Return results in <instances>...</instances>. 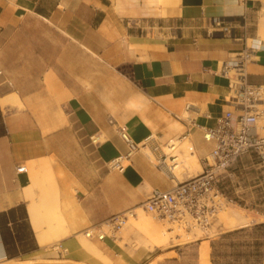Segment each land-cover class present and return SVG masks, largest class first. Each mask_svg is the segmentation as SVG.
<instances>
[{"label":"crops","instance_id":"1","mask_svg":"<svg viewBox=\"0 0 264 264\" xmlns=\"http://www.w3.org/2000/svg\"><path fill=\"white\" fill-rule=\"evenodd\" d=\"M31 16L60 45L49 47L31 90L7 88L13 83L2 81L9 69L1 64L0 262L60 250L83 259L90 253L79 239L84 229L178 181L145 148L124 171L110 170L109 161L128 150L120 125L135 142L151 134L161 145L187 140L203 169L214 145L201 126L233 108L235 71L224 74V64L248 53L247 80L264 84V0H0L1 61L16 50ZM11 93L19 102L3 103ZM248 175L232 191L264 215V181L252 184ZM40 185L58 191L64 219L44 243L30 211L44 197ZM147 252L139 247L132 257L140 263Z\"/></svg>","mask_w":264,"mask_h":264},{"label":"rangeland","instance_id":"2","mask_svg":"<svg viewBox=\"0 0 264 264\" xmlns=\"http://www.w3.org/2000/svg\"><path fill=\"white\" fill-rule=\"evenodd\" d=\"M40 19L31 16L25 20L16 43V50L12 51L8 59L0 60V69L2 63L9 69V72L6 69L3 71L2 81L6 84L9 81L13 83V85L8 84L7 88L27 91L37 87L41 80L39 73L45 64L43 57H48L50 46L58 48L60 45L55 41L57 38H52L50 35L49 27ZM11 57L15 58V61L10 60ZM173 142L171 143L175 145L173 149L168 147V143L163 144L162 148L169 156L178 155L179 165L174 170L177 177L183 180L201 172L202 168L198 166L194 169L183 168L179 173L183 155L190 152L187 148L189 142L182 141L181 137L174 138ZM144 150L155 161L153 153L148 148ZM138 206H141V203L120 213L124 218L119 225L109 220L111 216L97 228L84 229V233L82 231L79 234V239L81 241L84 238L87 241L89 247L85 250L90 253L84 255L83 259L73 258L60 250L36 259H13L0 264H264V215L261 214L260 218H253L246 224H238L234 227L228 226L223 218V211L231 207L258 213L252 203L228 205L219 212L205 232L195 227L188 229L184 225L171 223L144 210L141 206L146 217L156 220L155 222L164 226L170 234L166 242L154 245L153 248L143 243V235L130 222V219L138 217L139 211L136 209ZM58 216L60 219H57V228L64 223L61 220L63 216ZM86 230H90L92 236L86 235ZM100 234H104V237L99 238ZM186 234L190 235L189 238ZM104 241L114 243V249L100 247L99 243L102 244ZM139 247L143 253L148 252L142 261L137 263L132 254Z\"/></svg>","mask_w":264,"mask_h":264},{"label":"built area","instance_id":"3","mask_svg":"<svg viewBox=\"0 0 264 264\" xmlns=\"http://www.w3.org/2000/svg\"><path fill=\"white\" fill-rule=\"evenodd\" d=\"M130 24L136 26L139 21L131 20ZM248 57V53L241 54L223 66L224 74L230 67L235 71L230 86L233 108L219 115L213 125L201 126L204 138L214 145L201 172L180 180L174 172L179 165L178 155L169 156L154 134L135 142L127 128L119 126L128 150L109 161L110 170L124 171L136 150L148 148L154 155L156 166L178 180L169 189H150L141 202L144 210L171 223L205 232L225 207L244 202L231 186L232 183L236 187L244 185L245 178L241 174L249 171L252 184L264 181V84L247 80L245 63ZM190 106L187 104V108ZM110 122L113 123V119ZM244 156L249 160L243 161ZM123 218L124 215L119 213L109 220L119 225ZM85 233L92 236L90 230ZM98 236L103 238L104 234Z\"/></svg>","mask_w":264,"mask_h":264},{"label":"bare ground","instance_id":"4","mask_svg":"<svg viewBox=\"0 0 264 264\" xmlns=\"http://www.w3.org/2000/svg\"><path fill=\"white\" fill-rule=\"evenodd\" d=\"M2 102L18 103L19 97L16 93H11L5 96L4 98H2ZM171 143H174L173 139L167 144L170 149H173L175 145H172ZM187 148L190 149V152H187L186 154L183 155L184 159H182L183 163L181 168L179 169V173L182 172L183 168L194 169L195 167L200 166L197 155L194 152L193 146L190 144V142L187 143ZM33 179L35 182H39L40 177H38V175L36 174L34 175ZM40 186H42V193L44 192L42 196L44 197L39 196L42 197V199L40 198L39 202H36V200H34L32 203L31 201L32 205L30 206V211L33 222L38 231L40 241L44 243L47 241L45 237L47 233L49 231L53 232V230L57 228L56 227L57 219L58 218L60 219L58 215L62 216V214L59 211L60 205L58 202V197L54 198V196H57L58 191L55 190L56 191L55 194L54 191H52V188L50 192L47 190L45 191V187H43V185ZM136 209L139 211V215L138 217H136V219H130V222L136 228V230L143 235L144 237L143 243L147 244L150 248H153L154 245H161L164 242H166L168 236L170 235L169 231L164 226H161L158 222H155L156 220L154 221V219L146 217L141 210V206L136 207ZM261 216L262 215L260 213H256L254 211H247V209L243 210L242 208L231 207L223 211V218L230 227H234L238 224H246L249 220L253 218H260ZM61 220L64 221L63 218H61ZM45 226L47 227L46 229ZM189 236H190L189 234H186L187 238H189ZM81 245L84 249L89 247V244L84 238L81 239ZM21 264H54V263H21ZM57 264H66V263H57Z\"/></svg>","mask_w":264,"mask_h":264}]
</instances>
